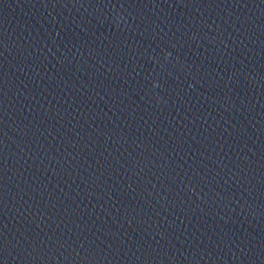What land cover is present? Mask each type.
<instances>
[{"label":"water","instance_id":"1","mask_svg":"<svg viewBox=\"0 0 264 264\" xmlns=\"http://www.w3.org/2000/svg\"><path fill=\"white\" fill-rule=\"evenodd\" d=\"M0 264H264V0H0Z\"/></svg>","mask_w":264,"mask_h":264}]
</instances>
